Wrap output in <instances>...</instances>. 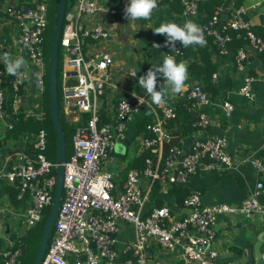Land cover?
Masks as SVG:
<instances>
[{
	"label": "built area",
	"instance_id": "built-area-1",
	"mask_svg": "<svg viewBox=\"0 0 264 264\" xmlns=\"http://www.w3.org/2000/svg\"><path fill=\"white\" fill-rule=\"evenodd\" d=\"M163 0H158V4ZM201 0H181L185 14H195ZM129 0H117L112 6L101 0H74L64 12L59 36V48L63 50L60 76L65 103L85 113L78 119L72 136V151L63 162L64 174L62 199L52 227L48 246L40 264H67V254H72L73 264H148V246L154 241L168 251L181 250L185 262L199 264H246L235 260H217V251L212 245L214 223L220 213H242L247 216L258 212L264 217V207L258 196L264 190V158L252 156L250 162L260 178L254 188L238 205L222 202L204 203L199 189L189 185L191 176L198 168L205 167L217 173L228 170L231 156L227 152V138L206 131L214 118L204 107L210 105L207 91L200 83L189 90V97L196 104L198 119L196 132L189 150L182 153L178 145L168 146L165 152L157 153L158 143L170 136L162 129L157 113L156 123L151 124L153 137H143L142 148L151 153L145 156L142 167H131L120 187L105 162L111 156L115 142L124 137L126 122L143 99L121 97L116 104L112 120L104 121L100 116V98L111 81L113 55L98 48L106 34L105 26L99 21L102 15H112L124 10ZM233 3V1H232ZM48 0H2L0 10L8 17L14 28L10 41L1 47L13 58L23 56L27 68L17 75L6 71L0 61V117L5 112L13 114L23 111L25 118L31 117L43 122L47 116L44 106L46 89L45 35L48 28ZM222 7L199 25L204 30L206 43L213 42L222 53L228 51L232 39L230 31L247 40L257 51H264V36L252 29V22L240 4L232 6L227 16V25L219 26ZM170 51L177 57L184 52L182 44ZM248 53L245 45L235 53L236 67L243 69ZM73 77L75 84H67ZM264 83V72L247 75L237 92L247 98H254L253 81ZM12 89L8 107L6 96ZM140 101V102H139ZM220 107L225 116L233 110V103L223 99ZM9 108V109H8ZM164 117L174 115L171 106L163 107ZM12 123L7 124L11 126ZM32 154L24 153L21 158L5 168H0V181L19 189L17 197L28 196L30 205L24 216L25 228L42 218V211L52 202L55 185L54 160H49L44 150L47 145V131L40 126L31 136ZM157 155L154 161L155 154ZM146 180L144 185L143 181ZM155 183L162 186L173 183L185 184L187 194L182 199L186 213L176 217L167 205L144 209L147 194ZM133 224L134 238L129 243L131 257L117 260L116 234L120 223ZM18 240V239H16ZM14 243V242H13ZM11 243L10 246L13 244ZM93 244V245H92ZM18 247L3 251V264H17ZM264 264V249L261 252Z\"/></svg>",
	"mask_w": 264,
	"mask_h": 264
},
{
	"label": "crops",
	"instance_id": "crops-1",
	"mask_svg": "<svg viewBox=\"0 0 264 264\" xmlns=\"http://www.w3.org/2000/svg\"><path fill=\"white\" fill-rule=\"evenodd\" d=\"M101 1L112 6L117 5V0ZM215 4L211 0H201L195 14H185L181 0H163L158 4V8L153 11L149 20L129 21L124 18L122 9L112 15L100 17L99 21L105 26L106 34L100 40L98 48L113 55L111 81L100 98L102 120H112L117 101L121 97H140L143 99L140 106L131 112L126 122L124 137L117 140L111 156L105 162L106 168L113 173L118 187L122 185L126 176L127 166L132 163L131 167L135 166L134 163H136L138 155L144 151H149L142 148L143 137L157 135L155 131L143 128V125L147 123L150 125L156 123L154 111H157L162 125L165 118L161 110L163 107L171 106L175 114L177 105L180 102L185 104L184 101L189 99V102L193 103V107L196 109V104L188 95L189 90L195 83L204 85V76L209 74V72L202 75L189 74L182 93L168 99L165 105L159 107L151 105L149 107L151 98L138 85V78L144 75L152 64H160L162 56L170 51L169 47L164 46L166 37L154 34L152 29L164 21H176L183 24L186 20H193L199 24L213 13ZM240 4L245 8L246 15L251 20L252 25L259 24L258 31L261 32L259 35L264 36V19L259 16V14H264V0H242ZM232 6L231 1L229 6L221 7L230 10ZM154 43L160 44L161 48H153ZM213 44H208L205 50H199V47L197 48L195 45L194 47L189 46L182 53L183 55L178 56L176 60H187L189 63L195 61L197 64H202L201 56H208L213 65L209 81L216 85L217 94L210 103L213 109L211 116H213L214 121L207 127L206 131L226 136V149L231 156L232 163L228 170L220 173L210 171L205 167L198 168L191 176L189 185L200 190L201 200L204 203L222 202L238 205L248 196L260 178V174L252 166L250 158L252 156L264 158V83L259 79L253 81L254 98H247L238 93L237 88L243 83L247 75H258L264 72V53L257 51L245 42L243 45H245L248 53L247 63L243 69H238L235 60V51L238 48L235 50L229 47L226 53H222ZM180 45L179 42L176 43V47ZM134 73H136V77L133 75ZM161 82H163V77L158 75L157 90H159ZM133 92L135 96H133ZM226 98L234 106L229 116H225L220 107L221 101ZM11 111L5 112L0 117V168H5L19 160L24 153H30L26 148L31 143V136L34 131L16 133L13 124L17 113L13 114ZM63 111L65 119L69 122H76L85 115L76 107L67 106L65 100ZM9 123H12L11 126H7ZM195 132L170 137L184 154L189 150ZM169 138L159 141L157 153L158 150L162 152L161 148L171 139ZM71 151L72 141L70 153ZM143 183L145 185L146 180ZM173 184L178 185L180 183ZM173 184L162 186L155 183L151 192L147 194V201L144 205L145 211L152 206L167 205L173 216L178 217L186 213L181 204L184 190L175 191L171 189ZM184 186L187 188L185 184ZM19 192L17 187L0 181V264H3V251L14 242L11 235L6 233L12 231V234H16L23 230L21 223L19 230H17V226H10L9 218L14 219V221L19 216L24 218L30 205L26 194L20 198L17 197ZM258 200L264 207V190L258 196ZM3 219L8 223V231L3 224ZM250 226L260 229V235H264V217L258 212H253L249 216L242 213L218 214L213 225L215 234L212 241V245L217 251V260H235L249 264L248 250L245 245L249 244L250 238L253 236ZM134 233L132 223L126 221L120 223V229L115 240V247L120 246L117 260L122 261L132 256L128 247L134 238ZM262 247L264 249V243ZM148 250V264H199L196 261L185 262L180 249L168 251L154 241L150 242ZM66 257L67 264H73L72 254L69 253Z\"/></svg>",
	"mask_w": 264,
	"mask_h": 264
},
{
	"label": "trees",
	"instance_id": "trees-1",
	"mask_svg": "<svg viewBox=\"0 0 264 264\" xmlns=\"http://www.w3.org/2000/svg\"><path fill=\"white\" fill-rule=\"evenodd\" d=\"M1 1L2 0H0V3H1ZM66 1H67L66 3H67V8H68V6H70L69 4L71 3V1L70 2H68V0H66ZM231 1H233L234 6H237L241 3L242 0H211V2H214V4L216 3L215 4L216 7L229 6ZM52 2H53V6H54L56 4V0H52ZM55 7H56V5H55ZM54 13H55V11L53 10V15H54ZM259 16L261 19H264V14H259ZM53 19H54V17H53ZM226 25H227V21L225 22V26ZM258 25L259 24L252 25V29L257 34L261 33L260 31H258ZM48 26H49V22H48ZM52 26H53V20L51 22V30H52ZM219 26L221 28L224 27V25H222L221 23L219 24ZM47 30H48V28H47ZM13 31H14V28H13L12 24L10 22H8V17L6 16V14L4 12H2L0 10V61H2V53H4L3 51H1V47L3 44L10 41V35L13 33ZM230 31L232 33V39L228 42V50H229V47L236 50L239 46L245 44V42L247 43V40L244 37H242V35H243L242 31H240L241 32L240 36L236 35V31L231 30V29H230ZM49 36H51V32L49 33ZM208 44H213V42L208 40V42L206 43V45L204 47H200L198 45H195V47H197V48L199 47L198 48L199 50H205L206 47L208 46ZM213 45H215V44H213ZM185 49H184V52H185ZM262 53H264V51H262ZM181 55H183V54H181ZM181 55H179V56H181ZM201 58L203 60V63L197 64L195 61L190 62L188 71H189V74H201V75L209 72L208 75L204 76V82H205L204 85L202 83H200V84L207 91L209 99L211 101L214 99V97L217 94L216 85L213 82L209 81V76L211 74V70L213 68V65L211 64L208 56H201ZM47 94H48V85L46 84V89H45L44 95L47 96ZM11 96H12V89H10L9 93L6 96L7 101L5 103V107L9 106L8 103H10ZM182 103L183 102H180L177 105L176 112L174 115L166 116L162 122L164 131L167 132L168 135L171 137L179 136V135H187L191 132H195V130H196L195 122L198 119L197 109H195L193 107V103L191 104L189 102V99L184 101L185 104H182ZM44 106L47 109V117H46L45 122L42 123L41 121L35 120L31 117L25 118L23 116V111L21 110L16 115V120L13 124V127L15 128L16 133H23V132H27V131H35L40 126H43L46 129V124H48L49 125V131L52 135L53 144H54V148H55V137H54V132L52 129V123H51L50 115H49V99L48 98L46 100H44ZM204 109L209 110V112L211 111L210 114L213 113V109L210 105L204 107ZM59 113H60L62 127H63V131H64V135H65V150H66V145H67L66 130H67V128L72 127V126L75 129L77 122H69L68 120L65 119L63 107L62 108L59 107ZM143 128H146L149 131H152L149 123L143 125ZM72 136L73 135H71L70 141H72ZM144 137H147V136H144ZM26 150L32 154L33 150H32V144L31 143L28 144ZM55 151H56V148H55ZM66 152H67V150H66ZM149 153H150L149 151H144L143 153L138 155L137 161H136V163H134L135 166H133V167H142L144 164V158ZM132 165H133V163L130 164V166H127L126 169L131 168ZM170 188L175 190V191L183 189L184 192L182 195H184V196L188 192V190H187V188H185L184 184H178V185L173 184ZM44 221L45 220H42L40 230L38 231V235L36 236V238H34L32 236V232H30V229H31V227H33V225L25 228L24 231L18 235L17 234L11 235V237L13 239L14 238L18 239L14 242L13 246H17L16 242L20 241L19 242L20 245L18 247L20 249V251H19V255L17 256V260H18L17 264H32V261H33V258H34V255H35V252H36V249L38 246V242H39V238H40V234H41V229H42V226L44 224L43 223Z\"/></svg>",
	"mask_w": 264,
	"mask_h": 264
},
{
	"label": "clouds",
	"instance_id": "clouds-1",
	"mask_svg": "<svg viewBox=\"0 0 264 264\" xmlns=\"http://www.w3.org/2000/svg\"><path fill=\"white\" fill-rule=\"evenodd\" d=\"M158 6V0H129L123 10L124 18L129 21L149 20ZM152 30L154 34L166 37L164 46L169 47L170 51L177 50V42L184 48L206 45L203 28L193 20H186L183 24L176 21H164ZM153 48L160 49L161 45L154 43ZM169 52L162 56L160 64H152L147 72L138 78V85L151 98L149 107L165 105L168 99L182 93L189 78V61H177L175 56L168 54ZM2 61L10 75H17L22 68H27V61L23 56L13 58L10 54L5 53ZM133 75L136 77V73ZM158 75L163 77V82L159 84V90H157ZM133 96H135L134 92Z\"/></svg>",
	"mask_w": 264,
	"mask_h": 264
},
{
	"label": "water",
	"instance_id": "water-1",
	"mask_svg": "<svg viewBox=\"0 0 264 264\" xmlns=\"http://www.w3.org/2000/svg\"><path fill=\"white\" fill-rule=\"evenodd\" d=\"M66 0H56V7L53 19V26L49 42L48 53V72H47V85H48V99H49V115L52 123V129L55 137V185L53 191L52 202L50 204L49 211L46 215L44 224L41 229V234L38 242V246L32 261V264H40L48 246V241L52 233V227L57 216L58 209L60 207L62 199V184L64 166L63 162L66 157L65 150V135L62 127L61 117L59 113V100L57 94V66H58V49H59V36L64 19V12L66 8ZM229 8L224 7L222 9L220 22L224 24L227 20ZM76 80L73 77L68 78L67 84H75ZM171 138V137H170ZM169 138V139H170ZM117 141L115 142V145ZM174 144L172 138L163 144L161 151H166L168 146ZM121 145V142H119ZM157 159V153L155 154L154 161ZM3 224L8 231V223L3 219ZM252 228L253 236L250 238L248 245H245L248 253L249 264H261V252L262 244L264 243V235H260V229L250 226ZM93 245V244H92Z\"/></svg>",
	"mask_w": 264,
	"mask_h": 264
},
{
	"label": "rangeland",
	"instance_id": "rangeland-1",
	"mask_svg": "<svg viewBox=\"0 0 264 264\" xmlns=\"http://www.w3.org/2000/svg\"><path fill=\"white\" fill-rule=\"evenodd\" d=\"M70 1H71V3H74V0H68V2H70ZM48 3H49V6H48L49 26H48V30H47L46 35H45V43H44L45 58H46V63H47L46 64V69H48V53H49V42H50L49 33L52 31L51 30V22H52L53 17H54L53 10L55 11V5H56L55 4L53 6L52 0H48ZM71 3L69 5H71ZM199 3H200V1L198 2V5H199ZM63 54H64L63 50L59 48L58 49V66H57V94H58V100H59V107L60 108H62L63 104H64V97H63V93H62V89H61V76H60V67H61V60H62ZM46 84H47V74H46ZM43 96H44V100H46L48 98V94H47V96L46 95H43ZM64 117H65V115H64ZM46 130H47V145H46V148L44 150V153H45L46 157L49 160H54L56 151H55V148H54L53 138H52V135H51V133L49 131V125L48 124H46ZM73 132H74L73 126L67 128V130H66V135H67V145H66L67 152H66V156H68L70 154V147H71L70 139H71V135H72ZM53 169H55V168H53ZM49 208H50V205H46L43 208L42 218L39 221H37V223L35 225H33V227H31L30 232H32V236L34 238H36V236L38 235V231L40 230V226H41L42 220H45L46 215H47V213L49 211ZM9 223H10V226H12V227L17 226V230H19V228H20V223H21V228L25 227L24 218H20V216L17 217V219H15V221H14V219L9 218ZM12 233L13 232L11 231V232H8L6 234L7 235H12ZM16 234L18 235L19 233H16ZM0 235H1V232H0ZM16 239L17 238H14V242L16 241ZM19 242L20 241L16 242L17 246H13V244H14L13 243L9 247L10 248L19 247V245H20ZM116 250H117V252L120 251V246L119 245L116 247Z\"/></svg>",
	"mask_w": 264,
	"mask_h": 264
}]
</instances>
